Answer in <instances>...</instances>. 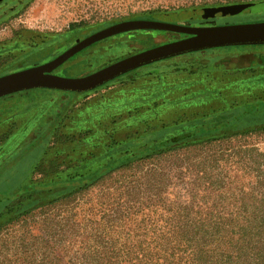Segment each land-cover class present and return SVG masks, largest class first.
Instances as JSON below:
<instances>
[{
	"label": "rangeland",
	"instance_id": "1",
	"mask_svg": "<svg viewBox=\"0 0 264 264\" xmlns=\"http://www.w3.org/2000/svg\"><path fill=\"white\" fill-rule=\"evenodd\" d=\"M251 1L7 0L0 6V75L49 61L122 21L176 24L202 12L206 20L198 25L264 22V9L212 15L214 6ZM177 39L160 30L121 33L87 47L55 74L80 77ZM213 50L140 67L76 97L58 127L22 159L29 120L0 123V170L9 166L0 176V264H264L263 105L254 120L215 133L141 143L147 135L170 138L169 129L159 131L219 109L193 76L212 55L227 68L264 65V45ZM160 81L167 84L156 96ZM216 88L232 105L264 101L263 81L250 87L221 81ZM121 144L129 158L101 167L116 156L111 146Z\"/></svg>",
	"mask_w": 264,
	"mask_h": 264
},
{
	"label": "trees",
	"instance_id": "2",
	"mask_svg": "<svg viewBox=\"0 0 264 264\" xmlns=\"http://www.w3.org/2000/svg\"><path fill=\"white\" fill-rule=\"evenodd\" d=\"M144 19H152V17L151 18L144 17ZM238 50H240L239 52L252 51V49H248V48H243ZM216 51L217 50L209 49L205 52H209L215 55L218 53ZM198 52H192V53L196 54ZM192 53H187L180 56H186V55L191 56ZM213 55L210 58H208L209 62L206 65V67L197 70L196 74L193 76L196 79H202L200 80V82H197L198 86L200 85L202 87L201 89H199V91L204 92L206 90L207 92L213 93V95L211 94L209 99L212 102L219 104L220 106L219 109L211 112H206L205 114L202 115L196 114L192 117L189 116L187 117L185 122L175 121L174 123H172V125L166 126L159 131V132L161 131L164 132V130L169 129L167 132L173 133V136L170 138L163 139L161 137V134L147 135L146 138L142 139L141 143H148L154 141L157 143L159 142L157 144L158 146L159 145L163 146L167 143L180 139H187V138L195 139L196 137L206 132H212V133L218 132L222 128L226 127V124L235 125L242 121L244 122L252 121L254 120L255 116H257V114L260 113V108H258V106L263 105L261 107H264V101H259V99L252 102L245 100L239 104L234 103V105H232L229 103L230 98L229 96H227L228 93L223 91L217 93L215 91L217 90L216 87H218V84L221 81L225 83L226 87L229 86L232 87V85L238 87L239 86L243 87L244 85H247L248 87H250L262 81L264 82V65H260V63H258V64H253L251 66H245L244 68L241 69H237L235 67L227 68L223 64H218L217 62L219 60L213 59L215 57ZM180 56H176V57H180ZM169 59L171 58L165 60L167 61ZM229 69L232 72H234V74L225 73V72L220 74L221 71L222 72L228 71ZM136 71H131L130 73ZM175 73L177 75L182 74L179 71ZM161 75L162 73H158V76L160 77L158 79L160 80L162 78ZM157 84H159L158 88L154 90V92L152 93L156 96L160 95L161 94L160 92H162V88H160L161 85H165L167 84V82L160 81ZM54 90H58V89L40 88V89L28 90L12 95H7L0 98V123L6 119H16L17 121H25V122H26L25 119L29 120L27 123L24 124L25 127L22 131V133L25 134V136L23 137V140L20 143L21 149L20 148L19 149L22 150L21 152H23L21 155L18 156L21 157L20 159L26 156L28 152H31L33 149L39 147L41 145L40 143L47 138L50 132H52L54 129L58 127V124L62 122V120L64 119V117L68 112L70 105L72 104V102L76 97L91 92L88 91V92L80 93V92L58 90L61 92V94L59 95V94H55L53 92ZM231 94L233 95L234 92H231ZM255 96L254 97L252 96L253 99L258 97L259 94L256 97ZM90 112L91 111H89L88 114H91ZM131 143L132 142H128V144ZM122 145L125 147V144H121L119 146L115 145L114 147L111 146L112 150L109 151V154L114 151V154H116V156L112 157L111 160L104 161L101 167L105 166V168L108 169L111 168L112 166H116L117 164L129 158V155H127V153H123L120 151L121 149H123ZM25 146L26 147L28 146L27 149ZM23 147H25V151H23L24 150L22 149ZM105 155L107 154H103L102 157H104ZM6 158L7 157H4L2 164L4 163ZM101 160L104 159L102 158ZM8 168L9 166L6 167L5 165L4 168L0 170V176L3 173L7 172ZM100 175H101V171H98L94 173V175H92V178H96ZM62 184L67 185L69 183L65 182Z\"/></svg>",
	"mask_w": 264,
	"mask_h": 264
},
{
	"label": "water",
	"instance_id": "3",
	"mask_svg": "<svg viewBox=\"0 0 264 264\" xmlns=\"http://www.w3.org/2000/svg\"><path fill=\"white\" fill-rule=\"evenodd\" d=\"M264 9V0L232 3L211 8L213 16H235ZM160 30L188 37L148 48L76 78L53 73L87 47L121 33ZM264 45V22L192 27L152 19L127 20L112 24L79 40L52 60L0 76V98L31 89L88 92L140 67L187 53L230 46Z\"/></svg>",
	"mask_w": 264,
	"mask_h": 264
},
{
	"label": "flooded vegetation",
	"instance_id": "4",
	"mask_svg": "<svg viewBox=\"0 0 264 264\" xmlns=\"http://www.w3.org/2000/svg\"><path fill=\"white\" fill-rule=\"evenodd\" d=\"M7 0H0V6L4 3V2H6ZM20 1V0H19ZM204 15H203V13L201 12L200 13V15L199 16H194V15H190V16H185L186 18H184L183 20H179V21H177V23L176 24H180V25H186V26H192V27H202V26H207L206 24H203V25H198L199 23L198 22H200V21H204V20H206V18L205 17H203ZM152 20H157V18H152ZM175 33H177V32H175ZM177 34H179L180 35V38H185V37H188V35H186V34H180V33H177ZM78 42V41H77ZM76 42V43H77ZM170 42V41H169ZM76 43H73L72 45H70L69 47H67V49L68 48H70L71 46H73L74 44H76ZM67 49H65V50H62L61 52H59V53H57V54H55L50 60H52V59H54L55 57H57L58 55H60V54H62L64 51H66ZM83 51V50H82ZM80 53V52H79ZM77 55V54H76ZM74 57V56H73ZM72 58V57H71ZM70 58V59H71ZM68 61V60H67ZM47 62V61H46ZM42 63H44V62H37V63H35V64H33V65H39V64H42ZM33 65H31V67L33 66ZM63 65V64H62ZM60 67V66H59ZM58 68H56L54 71H53V73H55V71L57 70ZM0 76H2V74L0 75ZM31 90H34V89H31ZM26 91H28V90H26ZM22 92H24V91H22ZM15 94V93H14ZM12 95V94H11Z\"/></svg>",
	"mask_w": 264,
	"mask_h": 264
}]
</instances>
